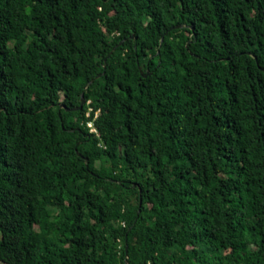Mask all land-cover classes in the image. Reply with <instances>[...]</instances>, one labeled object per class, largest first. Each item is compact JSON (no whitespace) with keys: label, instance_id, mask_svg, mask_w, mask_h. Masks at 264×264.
<instances>
[{"label":"trees","instance_id":"16d2710c","mask_svg":"<svg viewBox=\"0 0 264 264\" xmlns=\"http://www.w3.org/2000/svg\"><path fill=\"white\" fill-rule=\"evenodd\" d=\"M0 264H264V0H0Z\"/></svg>","mask_w":264,"mask_h":264},{"label":"water","instance_id":"95a60500","mask_svg":"<svg viewBox=\"0 0 264 264\" xmlns=\"http://www.w3.org/2000/svg\"><path fill=\"white\" fill-rule=\"evenodd\" d=\"M147 75H145V77H146ZM85 103H86V100H85V98H84V96L82 97V101H81V106L79 107V108H76V109H74V111H77V110H81L82 108H83V106L85 105ZM63 107V106H62ZM69 111V110H68Z\"/></svg>","mask_w":264,"mask_h":264},{"label":"built area","instance_id":"2783aa9c","mask_svg":"<svg viewBox=\"0 0 264 264\" xmlns=\"http://www.w3.org/2000/svg\"><path fill=\"white\" fill-rule=\"evenodd\" d=\"M91 126V125H90ZM93 131H95L94 129H93Z\"/></svg>","mask_w":264,"mask_h":264}]
</instances>
